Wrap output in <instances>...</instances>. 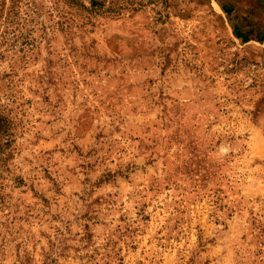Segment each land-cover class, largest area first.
<instances>
[{"label": "rangeland", "instance_id": "obj_1", "mask_svg": "<svg viewBox=\"0 0 264 264\" xmlns=\"http://www.w3.org/2000/svg\"><path fill=\"white\" fill-rule=\"evenodd\" d=\"M95 2L0 0V264H264V0Z\"/></svg>", "mask_w": 264, "mask_h": 264}, {"label": "trees", "instance_id": "obj_2", "mask_svg": "<svg viewBox=\"0 0 264 264\" xmlns=\"http://www.w3.org/2000/svg\"><path fill=\"white\" fill-rule=\"evenodd\" d=\"M93 5H96L95 0H93ZM237 37L244 39L247 41V36L241 34L240 32H237ZM259 42H264V37L259 39ZM4 136H8L7 130H3ZM10 143L9 142H0V164L4 163L8 160L10 157L9 153L7 152V149H9Z\"/></svg>", "mask_w": 264, "mask_h": 264}]
</instances>
